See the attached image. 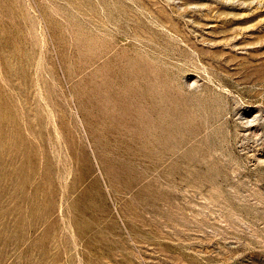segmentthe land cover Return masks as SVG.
I'll return each mask as SVG.
<instances>
[{"label":"rangeland","instance_id":"1","mask_svg":"<svg viewBox=\"0 0 264 264\" xmlns=\"http://www.w3.org/2000/svg\"><path fill=\"white\" fill-rule=\"evenodd\" d=\"M0 264H264V0H0Z\"/></svg>","mask_w":264,"mask_h":264}]
</instances>
